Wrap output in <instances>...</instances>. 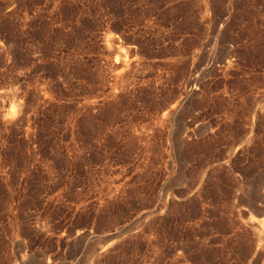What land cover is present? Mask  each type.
I'll return each mask as SVG.
<instances>
[{
    "label": "rangeland",
    "instance_id": "374dc122",
    "mask_svg": "<svg viewBox=\"0 0 264 264\" xmlns=\"http://www.w3.org/2000/svg\"><path fill=\"white\" fill-rule=\"evenodd\" d=\"M0 264H264V0H0Z\"/></svg>",
    "mask_w": 264,
    "mask_h": 264
}]
</instances>
